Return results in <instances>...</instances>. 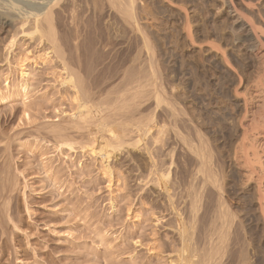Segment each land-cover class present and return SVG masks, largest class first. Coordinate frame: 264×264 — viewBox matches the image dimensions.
<instances>
[{
    "label": "rangeland",
    "instance_id": "rangeland-1",
    "mask_svg": "<svg viewBox=\"0 0 264 264\" xmlns=\"http://www.w3.org/2000/svg\"><path fill=\"white\" fill-rule=\"evenodd\" d=\"M233 1L247 16L264 10V0H252L253 11L246 6L250 0ZM60 5L55 17L58 35H63L59 53L35 30L33 18L0 23V264H184L178 215L182 186L178 174L168 175L167 136L155 143L168 114L165 104L156 102L160 78L144 72L151 61L145 39L164 74L163 86L168 91L172 84L179 105L196 115L219 149L225 147L226 128L239 119L243 100L238 96L261 66L225 25L219 31L226 39L219 38L215 24L227 15L216 18L221 6L216 0H137L136 30L107 0H62ZM181 5L187 8L194 42ZM217 47L227 50L234 68ZM64 62L93 102L107 99L118 113H128L121 107L133 102L138 88L129 89L131 81L147 84L139 88L146 95L141 115L135 113L154 111L157 120L140 147L126 145L106 160L89 143L81 144L82 137L60 138L53 132L77 130L71 127L80 94L65 82ZM186 62L191 69L184 67ZM101 141L99 136L96 145ZM229 191L233 209L245 223L241 235L248 264H264L259 205H250L247 192L238 187ZM234 255L229 254L231 263Z\"/></svg>",
    "mask_w": 264,
    "mask_h": 264
},
{
    "label": "bare ground",
    "instance_id": "bare-ground-1",
    "mask_svg": "<svg viewBox=\"0 0 264 264\" xmlns=\"http://www.w3.org/2000/svg\"><path fill=\"white\" fill-rule=\"evenodd\" d=\"M61 1L0 0V23H6L8 19L15 17L23 20L33 18L35 30L43 32L59 53L61 50L59 36L63 38V35H58L55 17L62 7ZM107 2L132 29H139L137 0H107ZM216 2L221 3V6L217 7L216 18L227 15L221 24H215L214 30L220 35L219 38L226 39L219 31V28L225 25L234 40L243 45V50L251 51L261 66L258 76L249 80L246 92L238 96L243 100L242 109L238 113L239 119L237 123L226 128L227 131L224 129L227 133L225 132V147L222 149L218 148L216 140L208 134L209 131L207 130L206 133L205 129H202L195 119L196 115H190L179 105L173 87L171 89L172 84L168 87V91L163 86L164 74L155 66L156 60L149 47V40L145 39L151 61L144 72L148 77L160 78L161 89L157 91L156 102L158 106L165 104L168 114L166 125L160 123L162 126L158 128L155 143L163 142L164 136H167L166 143L171 147L168 175L173 173L174 177L178 174L182 186L183 207L178 215L183 251L187 253L184 256V264H248L247 242L241 235L245 223L233 209L234 201L230 198L233 192L229 189L238 187L243 192H247V202L250 205L258 204L259 212L264 216V27L260 23L264 21V10L253 16H247L236 7L233 0H216ZM246 6L251 11L255 8L252 0L248 1ZM55 7L58 9L56 10ZM180 9L186 14V31L194 42L196 39L187 8L181 5ZM12 44L13 41H10L8 46ZM217 50L223 55L226 64L234 68L232 60L227 57V50L221 47H217ZM240 55L243 56L242 53ZM63 64L67 72L65 82L72 83L80 94L78 110L74 114L75 122L71 127H76L77 130L63 133V130L69 128H54L53 132L60 138L67 134L82 137L81 144L89 143L92 152L106 160L110 159L111 154L122 153L126 145L140 147L143 137L151 132L152 125L157 120L154 111L152 115L136 116L137 113L139 115L142 112H140L141 100L146 96L140 95L143 91L139 88L146 87L147 84L142 85L139 79H133L129 89L138 88L134 92L135 100L121 107L129 108L128 113H118L112 111L113 108L106 101L107 99L93 102L94 98L83 86L81 78L75 75L68 64L65 62ZM185 66L188 67L189 63L186 62ZM23 75L27 74L23 72ZM240 80L242 81V78ZM135 81L139 82L132 85ZM238 107L240 108L241 105ZM94 124L95 127H91ZM201 124L203 126V123ZM99 136L102 141L96 145ZM148 152L156 166L149 149ZM178 156L179 160H177ZM171 166L174 167L171 169ZM107 168L111 172L109 165ZM165 188L171 205L176 208L168 183L165 184ZM205 224H209V227L202 234V227ZM233 251L235 255L231 263L229 254Z\"/></svg>",
    "mask_w": 264,
    "mask_h": 264
}]
</instances>
